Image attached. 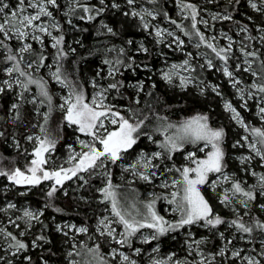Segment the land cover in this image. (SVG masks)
<instances>
[{
    "label": "snow or ice",
    "instance_id": "snow-or-ice-1",
    "mask_svg": "<svg viewBox=\"0 0 264 264\" xmlns=\"http://www.w3.org/2000/svg\"><path fill=\"white\" fill-rule=\"evenodd\" d=\"M226 2L223 11L212 12L207 5H216L217 0H172L173 16L166 0H0V96L13 97L0 117V144L10 142L24 161L5 164L7 158L0 153V178L13 188L31 190L46 184L47 189L42 209L21 208L11 201L0 207L6 215V223L0 222V264H49L48 257L57 253L49 247L53 240L42 217L47 209L63 213L55 198L62 190L68 195L64 186L73 180L79 182L78 188L94 190L104 208L94 232L87 225L57 223L52 217L55 232L67 245L65 264H138L134 257L141 256L143 249L135 246L136 240L157 242L149 264H264V171H256L264 169V26L256 25L258 35H252L248 24L234 21L229 11L241 0ZM246 2L264 16V0ZM106 13L135 21L137 30L152 39L156 55L164 60L160 79L168 86L185 91L191 86L201 96L211 91L222 98L220 85L209 83L204 75L218 72L235 90L241 109L250 111L249 102L255 103L259 127L250 124L231 101L223 103L230 120L244 132L231 144L232 149L244 151L233 158L253 183L227 170L226 130L212 126L208 114L174 123L158 108L163 105L159 97L154 98L155 82L146 88L143 79L126 84L117 78L141 67L151 71L148 64L136 61L137 55L147 58L153 52L143 39H127L119 48L106 45L102 63L107 72L102 75L103 69L97 70L86 85L79 77L78 61L73 60L72 71L66 69L65 61L76 54L67 41L68 31L87 32L81 24H95L98 36L121 35L105 22ZM214 21H233L241 39L236 41L224 31L219 37L206 35L215 31ZM220 39L226 43L221 45ZM74 43L83 47L79 39ZM186 43L210 53L187 51ZM161 45L182 53L183 60L168 64ZM111 53L115 56L109 58ZM245 74L252 78L250 83L243 79ZM52 83L63 94L54 92ZM65 128L75 134L77 147L67 145V159L57 162L54 153ZM144 142L155 149L140 148ZM188 145L192 150H186ZM133 153L134 159L129 160ZM177 154L184 159L180 165ZM93 181H99V186ZM140 182L152 189L146 199L135 187ZM205 186L230 215L215 209L202 191ZM161 201L168 205L171 219L157 210ZM37 225L38 231L33 232ZM193 226L208 234L196 238ZM181 230L185 255L173 252L161 257L160 238ZM82 235L92 243L77 239ZM36 250L40 254L34 259Z\"/></svg>",
    "mask_w": 264,
    "mask_h": 264
},
{
    "label": "trees",
    "instance_id": "trees-1",
    "mask_svg": "<svg viewBox=\"0 0 264 264\" xmlns=\"http://www.w3.org/2000/svg\"><path fill=\"white\" fill-rule=\"evenodd\" d=\"M95 2V0H93ZM216 5L224 10L227 7V2L220 1ZM147 6V4H145ZM215 6V5H212ZM166 8L175 16L174 5L172 0H166ZM229 11H232V15L235 21H240L244 24H248L251 28L252 22L248 20V17L251 16L254 21H260L261 15L253 12V10L249 9L243 0H241L240 4L235 7L234 10L229 8ZM244 14V17L242 15ZM239 18V19H238ZM105 22L109 23L114 29L118 30L121 35L119 37H111L108 35H96V25L95 24H81V27L87 28V32H67V41L71 43L73 47L76 48V54L70 55L69 59L65 61V67L67 70L72 71L73 69V60L79 62V77L80 79L87 84V81L91 79L97 70L103 69L102 75L106 74L107 66L103 65L102 60L105 58V46L115 45L117 48L124 46V41L127 39H133L135 41H139L141 39L144 40L145 44L149 46L153 52L151 56L147 58L144 55H137L136 61L137 63L143 65L148 64L151 71H146L142 67L137 68L135 73L131 70L124 71L123 76L117 77L118 79H123L125 83H133L137 80H145V87H150L152 82H155L157 87L154 89V98L159 97L161 100V104L163 106H158L159 110L167 115L170 120L178 121L183 117L191 116L197 113H205L210 116V123L216 127L223 126L226 130V151L229 157L228 168H230L233 163H231L230 159V142L238 137V132L234 129V123L230 120L229 114L224 110L222 106V98L217 97L214 93L209 91L207 95L201 96L199 93L193 88H188L185 90H175L170 88L164 81H162L156 70L159 69L164 64V60L156 55V46L153 45L152 39L150 37H146V34L142 31H138L135 27V21L129 20L123 17L120 13H116L115 15L111 13H106L103 17ZM233 21H224V25L232 24ZM67 27V26H66ZM81 40L83 47L76 45L74 43L75 40ZM187 40V38H186ZM160 49L167 55V61L169 60H180L183 55L179 52H172L168 48L160 46ZM203 50H205L203 48ZM206 51V50H205ZM131 54V53H130ZM115 53L108 54V57H114ZM205 78L208 82L213 81L220 83V91L222 92V97L231 98L230 95V87L226 84V80L222 81L220 75L216 72H205ZM151 76V80L149 81L147 78ZM102 83H107V80L101 81ZM51 89L56 92L58 89V85L55 83L51 84ZM132 89L127 90V94L131 95ZM153 98V99H154ZM146 99V98H145ZM13 102V97L11 94H7L5 96H0V117L5 116V112L8 106ZM119 103H124V101H119ZM170 106V107H169ZM30 108L31 106H26ZM54 115H59L58 113ZM55 127L53 123L51 125ZM22 131V129H21ZM74 133L71 129H64V138L60 141L57 146L56 155H60L61 157L67 156L68 148L66 147L71 142H73ZM24 143V141H21ZM26 147L30 145L25 144ZM140 148H145L147 150L151 148H155L154 145L147 144V142L141 143ZM0 153L3 154L7 159L3 161V163L7 164L9 160H16L17 165H22L24 163L23 158L19 156V154L15 151L13 147L9 144H0ZM257 171H264V169L257 168ZM242 172L238 170V176L241 177ZM94 182V181H93ZM96 182V181H95ZM8 184V182L4 178H0V207L5 206L8 200L13 201L16 204H20L21 202H28L34 208H43L45 203L44 191H46V187L42 185L39 188H32L27 194L24 196L19 195V192L24 191L26 187L17 186L16 189H9L7 192H4L3 186ZM142 189V194L146 190L143 186L138 184ZM19 189V190H18ZM203 191L206 193L207 197L210 199L211 203L214 205L215 209L220 212L222 215L228 216L230 215L226 209H224L219 202L212 196V193L209 192V189L204 187ZM25 192V191H24ZM82 193L85 196H89L92 200L88 201L82 199L77 196L75 192L68 191V195H64L61 192L56 195L55 205L63 209L62 214H57L53 212L51 209L45 210V215L42 217V220L45 224L49 225L48 235L52 238L53 243L49 245L57 254L54 256H49V264H65L63 250L65 249V243L63 240V236L56 233L54 227L52 225V217H55L56 222H62L64 220H72L76 223L86 224L90 231H93L95 221L99 214V207L94 202V197L97 193L94 190L83 188ZM3 214L0 213V222H3ZM39 225L33 229V232L38 231ZM9 230H12L9 227ZM199 236L207 235L208 233L205 230H199L197 232ZM82 240L88 241L87 235L79 236ZM30 239V238H29ZM92 243V241H88ZM157 244L156 241L149 243V246ZM178 242L176 239H173V236L167 235L161 237L159 240V245H161L162 249L169 250L176 248ZM103 249H107L108 247L102 243ZM40 254L39 250H36L32 253L33 258L35 259Z\"/></svg>",
    "mask_w": 264,
    "mask_h": 264
},
{
    "label": "rangeland",
    "instance_id": "rangeland-1",
    "mask_svg": "<svg viewBox=\"0 0 264 264\" xmlns=\"http://www.w3.org/2000/svg\"><path fill=\"white\" fill-rule=\"evenodd\" d=\"M220 1L226 2V0H217V3L220 2ZM243 1H244L245 4L248 6L246 0H243ZM12 2H14V0H12ZM207 7H208V9H209L210 11H212V12L223 11V10L219 7V5H215V6L207 5ZM248 8L251 9L249 6H248ZM174 12H175V16H176L175 8H174ZM242 17H244V14L242 15ZM238 19H239V18H238ZM233 20L235 21L234 17H233ZM250 22H252V25H251L252 35H258V33H257L256 30H255V26H256V25L264 26V16H261V20H260V21H254V20L252 19V21H250ZM212 23H213L214 26H215V31H214V32H207L206 35H213V34H214V35H217V36L219 37V33H220L221 31H224V32H228L229 35H232L233 38H234L236 41H239V40L241 39V36L236 35V26H235L234 23H232V24H227L228 26H225V25L223 24L224 21H222V22H220V21H214V22H212ZM241 23H242V22H241ZM162 26L167 27L168 25L164 24V25H162ZM249 28H250V27H249ZM201 29H202V31L204 30V29H203V26H201ZM184 39L186 40V38H184ZM186 42H187V40H186ZM219 42H220L221 45H223L224 43H226V41L223 40V39H220ZM254 43H256V42H254ZM234 47H236V45H234ZM186 50H187V51H192L193 53H196L197 51L204 52L206 49L203 50V47H202L201 49L197 50V49H195L192 45L186 43ZM206 51H208V52L210 53V50H206ZM262 51H264V48H262ZM177 53H179V52H177ZM181 54H182V53H181ZM182 55H183V54H182ZM183 58H184V56H183L180 60H169V61H167V62H168V64H171V63H180V62L183 60ZM163 67H164V64H163L161 67H159L158 70H156V73H157V75H158L159 78H160L159 72H160V70H161ZM216 73H217L218 75H220V77L222 78V81H223V80H226V78H224V77L222 76V74H220V73H218V72H216ZM243 79L245 80L246 83H250L252 78H251L250 76H248L247 74H245L244 77H243ZM209 83H212V84H218L217 82H213V81H210ZM226 84L230 87V95H231V98H225V97L223 98V97H222V106H223L224 100L231 101V102L233 103V105L236 106V107L238 108V110H240V111L242 112L243 116L245 117V119H246L250 124H252L253 126H257V127H259L260 124H259V122H258V117L255 115V113H256L255 103L252 102V101L249 102V108L251 109L250 111H249V110H245V109H241V108L239 107V105H240V101L238 100V97L234 95L235 90L231 88V86H230V84L228 83L227 80H226ZM219 85H220V83H219ZM170 88L175 89V90H177V91L181 90V89H179V88H173V87H170ZM189 88H193L194 90H196V91L198 92V90H197L196 88H194V87H191V86H190ZM220 88H221V86H220ZM56 93H58V94H63V93L60 92V88H59V86H58V89L56 90ZM228 114H229V113H228ZM194 115H196V114H194ZM194 115H191V116H194ZM191 116H187V117L185 116V117L181 118L180 120H183V119L189 118V117H191ZM180 120H178V121H180ZM171 121L174 122V123H175V122H178V121H174V120H171ZM233 123H234V129H235V131L238 132V137L234 138V139L230 142V144H229V149H230V153H229V155H230L231 163H233V165H232L230 168H228L227 170H228L230 173H235V174L238 176V170L240 169V165H239V162H238L236 159H234L233 157L239 155V154H240L242 151H244V150H243V149H232V148H231V144H232L235 140L239 139L240 136L244 135V132H243L242 129L239 128L238 125L235 124V122H233ZM211 125H212V124H211ZM212 126H214V125H212ZM214 127H216V126H214ZM74 138H75V135H74ZM74 138H73V142H71L70 144L73 145V147H77V146L75 145V143H74ZM82 138H83V137H82ZM227 145H228V144H226V142H225V147H226ZM226 148H227V147H226ZM29 149H30V146H29ZM154 149H155V148H151V149H149V150H154ZM138 150H139V149H137V151H138ZM146 150H147V149H146ZM186 150H192V146H191V145L186 146ZM55 153H56V152H55ZM55 153H54V156H55ZM68 154H69V152H68ZM68 154H67V156H63V157H61L60 155H56L55 157L57 158V162H63V161H65V160L67 159V157H68ZM134 157H135V153H133L132 156L129 157V160L134 159ZM175 159H176V163H177V165H180V164H182V163L184 162L183 156H182L181 154H177ZM256 171H257V169H256ZM116 172H117V180H116V182H119V181H118L119 170L117 169ZM260 172H261V171H260ZM241 177H244V174H243V173L241 174ZM244 178L248 179V182H249V183H253V182H254V179H253V178H247V177H244ZM78 183H79V182H78V181H75V180H73V181H67V182L65 183V186H64V187H65V189L67 190V192L72 190V192H75V193L77 194L78 197H80V198L83 197V199L88 200V201L92 200V198H90L89 196H85V195L82 193V190H83V189L78 188ZM93 183H94L96 186H99V181H96V182L94 181ZM138 184H140L141 186H143V187L146 189V190L143 192V194H142V189L140 188V186H139ZM138 184L135 185V187H137V189L139 190V193H140L141 198H142V199H146V198H147V195H146V194H147L149 191L152 190L151 187H150V186H147V185H145V184H143L142 182H140V183H138ZM5 185H7V187H8L9 189H16V190H17L16 187L13 188L10 184H5ZM44 187H46V184L44 185ZM205 187L207 188V186H205ZM225 187H227V185H225ZM3 188H4V186H3ZM203 188H204V187H203ZM203 188H202V191H203ZM31 189H32V188H31ZM18 190H19V189H18ZM23 190H24L25 192H28V191H29L27 187H26L25 189H23ZM60 192H61L62 194L64 193L63 190L60 191ZM60 192H58V193H60ZM203 192H204V191H203ZM209 192H211V191L209 190ZM58 193H57V194H58ZM211 193H212V192H211ZM97 196H98V194L94 197L93 200H94V202L96 203V205L99 207V214H98V216H100L101 213H102V210H103V208H104V205H101V204H99V203L97 202V199H96ZM212 196L215 198V194L212 193ZM216 200H217V199H216ZM8 201H11V200H8ZM217 201H218V200H217ZM11 202H13V201H11ZM5 205H6V204H5ZM17 205H18L19 207H21V208H22V207H29V208H32V209H40V208H34V207H32L28 202H21L20 204H17ZM221 206H222V205H221ZM3 207H4V206H3ZM222 207H223V206H222ZM156 208H157V210H158L162 215H165L166 218H168V219H171V218H172V214L166 211V209L168 208V205L166 204V202H163V201L158 202L157 205H156ZM223 208H224V207H223ZM224 209H225V208H224ZM226 210H227V209H226ZM9 214H10V213H9ZM98 216H97V217H98ZM96 222H97V219H96V221H95L94 228H93V231H92V232H94V229H95V227H96ZM3 223H6V215H5V214H3ZM59 223H70V224H76V225H78V226L86 225V224H83V223H81V224H80V223H76V222H74V221H72V220H64V221L59 222ZM118 230H119V227H118ZM199 230H204V229H200V228H198V227H196V226H193L192 229H191V231L194 233V235H195L196 238L201 237V236H199L198 233H197V232H199ZM143 232H144L145 234H148L149 230L144 229ZM170 236H175V239L177 240L178 244H177L176 248H174V249H169V250H164V249H162L161 245H159V247H160V256H161V257H165V256H167L168 254L175 252L178 256L183 257V256L185 255V252H184V250H183V244H184V239H185V236H184V234H183V230H181L180 233L170 234ZM64 239H65V238L63 237V240H64ZM77 239L82 240V238H79V236L77 237ZM95 239H97L99 242H101V244L103 243L102 238H99V237L97 236V237H95ZM65 246L67 247L66 244H65ZM106 246H107V245H106ZM135 246H136V247H141V248L143 249V253H142L141 256L134 257L135 259H137L138 264H149V257H150V255H152L151 250H152L153 247L156 246V244H155V245H152V246H149L148 244H142L139 240H136V241H135ZM66 247H65V248H66ZM122 250L128 252L127 249H122ZM104 251H108V248H107V249H104Z\"/></svg>",
    "mask_w": 264,
    "mask_h": 264
}]
</instances>
